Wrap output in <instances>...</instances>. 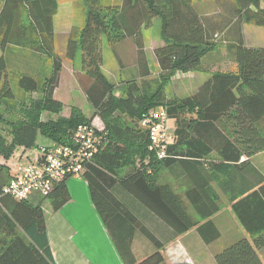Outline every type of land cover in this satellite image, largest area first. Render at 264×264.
I'll list each match as a JSON object with an SVG mask.
<instances>
[{
	"label": "trees",
	"instance_id": "16d2710c",
	"mask_svg": "<svg viewBox=\"0 0 264 264\" xmlns=\"http://www.w3.org/2000/svg\"><path fill=\"white\" fill-rule=\"evenodd\" d=\"M82 1L87 16L79 29L68 34L63 56L72 62L80 50L78 85L93 116L88 118L79 107L71 106L67 118L44 121L42 113L59 115L67 105L52 97L62 68V57L53 51L57 0H0V102L41 91V100L32 103L30 115L23 120L8 123L0 117V123L9 128L7 138L0 134V235L14 236L19 228L33 247L39 246L49 254L41 204L34 206L27 199L1 196L12 176L9 160L17 148L25 151L51 144L71 145L77 127L92 125L98 118L103 127H93L102 141L80 177L123 264H165L162 251L167 241L194 228L204 243L217 240L219 232L211 221L221 208L216 188H232L233 194L227 195L230 209L247 237L217 252L215 263L264 264L259 254L264 248V179L251 184L250 163L251 157L264 152L260 127L264 119V48L245 46L241 34L242 25L264 28V8L259 0H232L239 34L226 47L237 66L236 73L217 72L192 95L173 99L164 91L169 77L175 72L199 70L201 59L219 42L207 31L193 0H122L120 5L107 6L100 5L99 0ZM155 18L161 22L163 43L153 50L158 77L147 79L151 71L146 68L140 79L109 81L101 68V38L105 37L121 69L125 67L122 55H127L123 48L129 42L144 61L143 30L150 28ZM12 47L42 54L50 62L48 74L22 71L14 75L4 55ZM15 89L21 94L18 99ZM116 90H120L119 95ZM157 107L164 108L175 124V140L161 160L148 150V134L140 126L145 114ZM40 137L49 143L38 144ZM136 151L140 157H147L145 167L121 175L131 166L132 152ZM212 152L217 155L216 161L209 156ZM178 164L187 181L183 196L175 193L171 184L159 182L157 175L159 169L174 175ZM238 184L242 189L234 192ZM119 188L165 224L171 235L164 241L154 235L123 201ZM44 199L49 200L53 211L60 210L70 200L66 182L54 184ZM135 232L154 248L139 261L131 248Z\"/></svg>",
	"mask_w": 264,
	"mask_h": 264
},
{
	"label": "crops",
	"instance_id": "0c3cea01",
	"mask_svg": "<svg viewBox=\"0 0 264 264\" xmlns=\"http://www.w3.org/2000/svg\"><path fill=\"white\" fill-rule=\"evenodd\" d=\"M259 2L261 8H264V0H259ZM193 5L198 9L199 14L202 16L204 25L211 37H215L219 42L218 46L208 52V54L201 59V67L199 70L181 73L182 79H178L179 77H177L178 81L181 80L182 89H185V91L187 90L186 93H182L180 98H183L185 95H192L199 85L217 72L236 73L237 71V66L233 57L226 47L227 45L234 43L239 34V30L234 24L235 20L233 18L235 8L234 3L232 0H193ZM68 11V22L67 25L65 23V27H63L65 30L63 35L65 37H67L73 28L71 25L73 13L69 7ZM55 18L56 15L53 19V28L56 39L58 32L56 29ZM241 34L245 46L264 48V46L258 44L249 45L246 43L245 25H242L241 27ZM162 44L160 35L158 40L150 41V39L145 38L143 33V54L145 59L142 61L141 58H138L139 54L132 42L127 43L125 48H123L127 52V55H122L125 67L122 69L120 68L126 73V78L140 79L142 73L146 71V68L158 70L153 50ZM11 49L6 50L4 55L6 56V53L10 50L19 54L27 52L28 66L25 67L22 65L21 70L18 72L25 71V69L28 68L31 70L28 71L29 73L38 75L41 70V64L46 62V59L44 61V56L42 54H37V52L32 53L29 50L24 51L22 48L12 47ZM48 63L50 70L49 60ZM74 72L80 73L78 70ZM260 127L264 134V119L260 122ZM209 156L210 158H214L212 160L216 161L215 158H217V155L215 152H212ZM250 163L253 167L251 184H254L260 179H264V152L251 157ZM180 167V164H178V169L176 172L174 171L175 173L171 176L170 182L166 181V183L171 184L175 193L183 196V193L187 188V181L184 179V172L179 170ZM74 183L76 184L74 191L69 190V183L67 187L72 197L74 198L75 196V200H79L78 195L79 197H82L83 195L82 183L75 181L71 183V185ZM83 184H85V182ZM239 184L234 192L242 189V185ZM231 191L232 188L228 191L216 188L220 202H222V205L225 207L224 211L230 213V215L222 219L221 225L217 224L216 219L222 214V208L211 217L213 225L219 232L218 239L210 244H206L203 242L198 230L195 228L178 237H172L167 241L162 251L165 264H216L214 261V255L217 252H212L207 256L199 253V249L203 244L208 246L213 245L224 238L226 240L225 244L229 246L237 240L247 237V234L230 209L227 195L233 194ZM70 200L61 208L62 210L69 208L68 205L73 199ZM61 209L53 211L51 206L49 209L50 212H45L42 209L43 213L45 212L46 238L49 249L48 255L44 254L39 246L34 245L33 247L29 238H27L23 231L18 228L14 236H5L4 233L0 235V264H123L105 228L104 230L108 236H104L100 233L99 229L96 227L97 225H87L86 231L83 233L84 225H67L65 219H63L58 213ZM190 209L189 212L191 215L196 217L195 212ZM54 213L55 216L51 215ZM51 220H53L54 225H47ZM134 235L131 248L135 259L139 261L151 254L153 247H149V245L144 242V237L139 232H136ZM263 253L264 248L259 251L261 259L264 262Z\"/></svg>",
	"mask_w": 264,
	"mask_h": 264
},
{
	"label": "rangeland",
	"instance_id": "374dc122",
	"mask_svg": "<svg viewBox=\"0 0 264 264\" xmlns=\"http://www.w3.org/2000/svg\"><path fill=\"white\" fill-rule=\"evenodd\" d=\"M100 5L107 6V5H120L122 3V0H99ZM58 9L57 14L55 18L56 22V29L58 32L57 38L55 39L54 43V53L62 57V68L58 76V81L53 89L52 97L58 100H61L62 102L66 103L59 115H48L47 113H42L41 118L42 120H48V119H56L58 117L67 118L70 114V108L71 106L79 107L82 111V113L86 117H92L93 116V109L88 104L86 100L85 94L80 90L79 82H80V74L79 72L75 73L74 71H79V68L81 66V52L78 51L75 59L71 62L64 58V51H65V42L66 38L64 33L65 23L67 25L68 22V16L69 11L68 7L72 10L73 16H72V30L79 29V27L83 24L87 14H86V8L82 0H57ZM161 27L160 19L155 18L153 20V24L150 28L144 29L143 33L145 38L152 40H158L159 39V31ZM245 32H246V43L249 45H260L264 46V28L252 26V25H245ZM68 36V35H67ZM24 51H28V48H22ZM101 54L103 58L102 63V71L106 78L113 82V83H119L122 80L130 79L126 78V73L122 71L119 67L118 61L115 58V55L109 45L107 44V41L105 37L101 38V44H100ZM12 50V49H11ZM8 51L6 53V58L8 61V68L14 71V75L16 72L21 70V66L24 65L25 67L28 66V58H27V52L25 53H17L15 51ZM126 55V54H124ZM45 61V58H44ZM10 70V71H11ZM26 72L31 71L30 69H25ZM49 71V63L46 60V62L41 64V70L38 73V75L45 74L47 75ZM151 74L147 77V79H154L158 77V70L156 69H150ZM37 73V72H36ZM182 72H175V74L172 77H169V81L165 84L164 91L168 98H180L182 96V93H186L187 90L182 89V83L181 80L178 81V79H182ZM174 78V81H173ZM141 82V80L138 81V84ZM116 95H119L120 90L115 91ZM16 98H20L21 94L15 89ZM187 96V95H185ZM184 96V97H185ZM41 91L36 94H29L26 95L24 98H20V100H12V101H5L0 102V117H3L5 121L8 123L10 121H19L23 120L25 115H30L31 112V105L33 102L41 100ZM162 108V107H157ZM155 108V109H157ZM92 123L97 127H103L102 121H100L98 118H94ZM129 126L132 127L133 122L129 120L128 123ZM167 128L169 132L173 133L174 130V121L168 119L166 122ZM9 128L4 126L0 123V134L4 135L6 138L9 136ZM10 139V138H8ZM38 144H48L45 139L42 137L38 138L37 141ZM134 145L132 144L131 149H134ZM36 152H39V148H32L25 150L23 148H17L11 159L9 160L8 166L10 167V176L13 174V170L15 169L17 163L23 162L24 158H33V156L36 154ZM23 156V157H22ZM132 163L131 166H128L125 168L121 175L126 174L130 170L136 169L138 167H145V163L147 162V157H143L139 155V151L132 152ZM143 160V161H142ZM147 170V169H146ZM159 182H166L171 179L172 174L167 173L163 169H159L158 174ZM9 181V180H8ZM81 182L83 187V195L82 197L78 198L79 200H75L72 197L71 193V200L70 204L68 205V209H61L58 213L65 219L67 225H84L83 227V233L86 231L87 225H97L96 227L99 229V232L102 233L104 236L106 235V232L104 230V226L94 208V206L91 203L89 193L87 190L86 183L83 184V180H77L72 179L69 183V190L74 191L75 190V183L71 185L73 182ZM118 188H114V192L116 193ZM119 193L124 199L123 201L128 204V207L134 212V214H137V217L142 221V223L159 239L166 240L170 236V229L163 224L160 220H158L153 214H151L145 207H143L140 203H138L134 198H132L129 194H127L124 190H121L119 188ZM30 204L32 205H38L41 204L42 209L46 212H50V203L48 199H44L39 193H32L27 199ZM70 200V201H71ZM220 206L222 208V214L216 219L217 224L221 225L222 219L226 218L228 215H230L229 212H225L224 206L222 205V202H220ZM52 209V208H51ZM190 209V208H189ZM191 210V209H190ZM44 212V213H45ZM55 216L54 214H51ZM47 225H54L53 220L51 222L47 223ZM226 225V224H225ZM136 233V232H135ZM135 236V235H134ZM144 242L149 245V247H153L152 244H150L145 238H143ZM225 239L222 238L220 241L216 242L213 245H204L199 249V253L202 255H209L212 252H219L223 248H225L227 245L225 244ZM154 251V248H153ZM152 251V252H153ZM264 255V253L262 254ZM97 262V261H95Z\"/></svg>",
	"mask_w": 264,
	"mask_h": 264
},
{
	"label": "built area",
	"instance_id": "2783aa9c",
	"mask_svg": "<svg viewBox=\"0 0 264 264\" xmlns=\"http://www.w3.org/2000/svg\"><path fill=\"white\" fill-rule=\"evenodd\" d=\"M164 108L151 109L140 122L147 131L148 150L158 160L166 157V150L175 138L169 132ZM102 141L92 125L77 127L71 137V145L40 147L33 158H24L17 163L9 181L4 185L1 196L14 200L28 199L30 194L39 193L47 196L54 184L72 179L81 180L85 164L98 151Z\"/></svg>",
	"mask_w": 264,
	"mask_h": 264
}]
</instances>
